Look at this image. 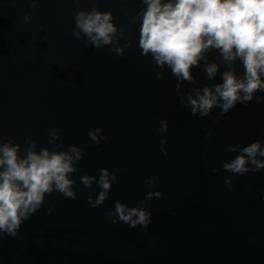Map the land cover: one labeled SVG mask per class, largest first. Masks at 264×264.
Masks as SVG:
<instances>
[{
  "label": "water",
  "instance_id": "water-1",
  "mask_svg": "<svg viewBox=\"0 0 264 264\" xmlns=\"http://www.w3.org/2000/svg\"><path fill=\"white\" fill-rule=\"evenodd\" d=\"M30 5L0 0V138L52 149L49 130L56 128L55 144L77 145L84 157L72 177L77 198L54 192L15 237L0 234V264H264V169L234 178L229 188L232 173L222 168L238 154L229 146L264 145V101L237 104L223 116L219 109L193 116L180 104L170 70L166 80L157 79L161 69L141 55L140 21L130 23L145 7L141 0ZM93 6L110 11L124 29L121 46L131 41L122 56L73 35L74 12ZM192 72L201 86L220 82L219 75L209 81L201 69ZM191 87L184 82L182 92ZM162 120L166 133L158 131ZM96 127L107 136L99 144L88 136ZM102 168L117 180L104 204L92 208L87 198L101 189L85 188L80 176L98 177ZM156 190L164 196L146 202L147 229L112 223L116 201L136 206Z\"/></svg>",
  "mask_w": 264,
  "mask_h": 264
},
{
  "label": "clouds",
  "instance_id": "clouds-1",
  "mask_svg": "<svg viewBox=\"0 0 264 264\" xmlns=\"http://www.w3.org/2000/svg\"><path fill=\"white\" fill-rule=\"evenodd\" d=\"M39 0H31L30 7L36 8ZM145 7L131 17L130 23L140 21L138 47L141 55L151 56L153 63L161 69L156 78L166 80L170 70L176 79V90L181 105L190 109L193 116L208 117L213 109L219 116L226 115L237 104L248 105L252 101L262 102L264 96V0H141ZM110 11H100L96 6L90 10L74 12L73 35L95 49L111 46L118 56L124 54L131 41L123 46L120 39L124 29L113 23ZM25 21L31 16L25 15ZM215 53V59L211 54ZM242 71L238 72L237 68ZM194 68L201 69L209 81L220 82L199 85L193 75ZM192 87L182 92L183 84ZM219 117H217L218 119ZM168 130L167 120L160 121L161 133ZM49 144L53 148H38L35 140H29L23 148L12 140L0 138V234L15 237L24 221L35 215L54 192L64 198L75 200L76 181L72 178L78 171V163L84 152L77 145L55 144L60 133L56 128L49 130ZM211 131L205 138L211 137ZM89 138L96 144L107 136L96 127L89 130ZM161 151L167 155L160 141ZM229 152L238 153L222 164L224 171L232 173L225 184L233 187V179L250 171L264 169V145L254 141L245 146L231 145ZM218 172L219 169H213ZM116 174L108 168L100 169L99 176L82 175L80 183L85 188L96 184L101 189L87 200L92 208L104 204L108 198ZM149 188H155V177L146 180ZM160 190L148 191L144 200L136 206L116 201L109 213L113 224L123 222L130 228L140 226L147 229L152 213L146 202L163 198ZM51 213V208H49Z\"/></svg>",
  "mask_w": 264,
  "mask_h": 264
}]
</instances>
